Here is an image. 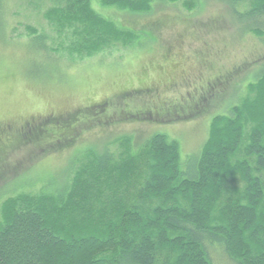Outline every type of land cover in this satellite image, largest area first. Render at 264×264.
Here are the masks:
<instances>
[{
	"label": "trees",
	"instance_id": "trees-1",
	"mask_svg": "<svg viewBox=\"0 0 264 264\" xmlns=\"http://www.w3.org/2000/svg\"><path fill=\"white\" fill-rule=\"evenodd\" d=\"M27 1L0 0V18ZM33 1L48 21L47 32L26 26L45 81L62 69L59 54L85 59L142 34L96 6L146 15L182 0ZM223 1L232 9L247 2L248 15L264 17V0ZM259 79L239 105L214 118L201 154L184 168L177 141L164 134L121 154L112 142L55 195L6 201L0 264H214V250L233 264H264V74Z\"/></svg>",
	"mask_w": 264,
	"mask_h": 264
},
{
	"label": "rangeland",
	"instance_id": "rangeland-1",
	"mask_svg": "<svg viewBox=\"0 0 264 264\" xmlns=\"http://www.w3.org/2000/svg\"><path fill=\"white\" fill-rule=\"evenodd\" d=\"M188 2L194 4L193 10H187ZM96 9L142 34L127 47L85 59L59 54L62 69L45 81H39L44 63L35 55L26 30V26L40 33L48 30V21L37 17L34 1L12 3L0 18V225L6 201L55 195L54 189L72 182L90 154L104 152L112 142L121 154L137 141L164 134L177 141L184 168L201 154L214 118L239 105L264 74V17L248 15L247 2L232 9L223 0H182L155 5L146 15ZM170 47L190 58L193 86L184 90L191 89L195 102L188 95L185 100L189 107L195 103L200 113L178 114L160 107L173 95L165 89L155 93L163 100L156 96L152 103L148 96L129 102L111 99L121 86H129L130 76L138 83L149 58L157 61ZM95 104L100 112L88 110ZM63 109L81 111L68 124L59 114ZM52 113L56 120L48 122ZM32 131L36 132L25 134ZM212 256L214 264H233L222 252L214 250Z\"/></svg>",
	"mask_w": 264,
	"mask_h": 264
},
{
	"label": "flooded vegetation",
	"instance_id": "flooded-vegetation-1",
	"mask_svg": "<svg viewBox=\"0 0 264 264\" xmlns=\"http://www.w3.org/2000/svg\"><path fill=\"white\" fill-rule=\"evenodd\" d=\"M174 50H176V47H170L169 50L166 51V53L162 55L161 58H159L157 61L152 60L153 58H149V60L143 65L139 77V82L136 83V81L132 79L133 77L130 76L131 83L129 84V86H121V89L116 91L111 99H122L129 102L135 97L142 100L143 97L148 96L147 100L152 103L153 99L156 96L160 97L161 100H163L164 97L161 93H155L159 90L165 89L167 92H170V94H173L174 96L171 95L167 97L166 100H163V104L160 105V107H170L173 112L178 114L180 112H191L192 114H194L195 110H198V113H200L199 108L195 109V103L192 104V107H189L190 105H188V102H186L185 100V96L188 95L191 98L192 102H195L193 100L194 97H192V94H190L191 89L187 91L184 90L185 86H189L190 83L193 86V70L192 67L188 65V60L190 58L177 51L174 52ZM196 89V94L199 95L200 89ZM183 91L186 92L183 93ZM169 102H171V105ZM99 104H95L93 107H89L88 110L93 109L96 110V112H100L98 111ZM184 105H186L187 107H184ZM77 111L79 112L81 110L70 111L68 109H63L59 114H64L63 116H60L64 118L67 117L68 120H72L73 116H75L74 114H77ZM101 111H104V109ZM156 111H158V109ZM56 114L58 113L56 112ZM56 114L52 113L50 117L48 116V122L56 120Z\"/></svg>",
	"mask_w": 264,
	"mask_h": 264
}]
</instances>
